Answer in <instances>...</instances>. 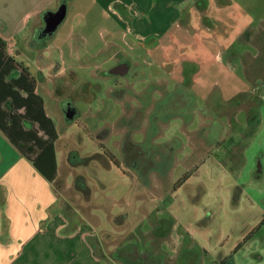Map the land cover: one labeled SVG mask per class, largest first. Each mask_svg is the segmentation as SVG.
<instances>
[{"label":"rangeland","instance_id":"obj_1","mask_svg":"<svg viewBox=\"0 0 264 264\" xmlns=\"http://www.w3.org/2000/svg\"><path fill=\"white\" fill-rule=\"evenodd\" d=\"M233 1L238 2L239 11L242 9L243 13L236 16L237 26L243 30L252 28L253 34L236 40L235 33L229 35L232 31L229 24L224 26V34L217 26V33H228L227 39L231 38L224 49L221 41L212 40V37L220 40L213 32L211 35H179L180 53L176 51V44L170 60L161 59L165 53L172 52L168 44L164 50L156 51L152 47L149 52L141 51L137 59L136 50H130L136 47L135 42L129 41L126 35H117L128 61L138 63L130 65L131 72L123 78L99 74L93 67L105 59L93 58L89 64L91 69L77 68L75 90L64 95V100H69L81 116L77 118L66 106L72 134L65 140L68 151L65 173H72L74 181L68 188H64L62 182L57 186L61 196L58 200L68 208H76L84 224L96 227L95 236L86 240L92 243L99 258L106 257L108 264H131L122 257L128 258L129 251L138 252L139 248L141 255L158 248L161 258L169 264L168 259L175 260V254L165 245L172 239L181 243L176 264H195V261L196 264H230V256L236 252L233 258L236 264L248 262L255 254L261 256L258 264H264V233L256 235L258 228L264 227V0ZM233 10L237 8L219 13L212 11L210 16L229 23L234 21ZM86 11L83 8V12ZM75 13L70 15L69 23ZM67 25L63 33H67ZM91 36V51L109 40L108 35H101L100 40ZM189 54H201L203 62L198 61L194 67L192 60L184 58ZM108 63L101 67L103 72L114 64ZM138 67L147 69L150 76L135 82L134 69ZM172 68L179 72L208 71L204 84L194 85V88L190 82L182 89L186 94L194 92L205 98L200 96L188 105L181 97L169 102L167 94L175 90L165 91L160 97L159 91H155V76L163 77L167 75L165 71ZM66 76L71 78L72 75L67 73ZM220 77H234L240 82L223 93ZM215 80H219L217 85H214ZM119 82L121 86L133 83L144 87L142 97L147 108L143 105L140 110L144 113L143 123L146 122L141 124L145 136L134 133L133 137L123 138L111 135L113 131L107 129L106 122L118 118L120 105L112 101L114 107L110 116H104L102 112L106 110L108 98L113 97L107 98L103 88L120 85ZM78 90H84L87 95L94 93L95 97L81 98ZM248 118H252V122L248 123ZM186 129L194 132L184 135ZM125 133V136L131 134ZM132 140L139 142L144 152L134 154L133 146H128ZM101 146L117 155L133 179L108 170L110 166L101 153ZM133 180L142 183L141 189ZM94 188L101 189L97 193L99 197H95ZM98 205L99 219L90 213ZM125 215L126 224L122 218ZM256 220L260 222L253 223L248 232L252 240L244 241L247 223ZM123 244L131 250L128 248L125 255L121 251L116 257V248ZM185 244H192V249L181 246ZM252 262L257 263L256 259ZM146 264L154 263L147 261Z\"/></svg>","mask_w":264,"mask_h":264},{"label":"crops","instance_id":"obj_2","mask_svg":"<svg viewBox=\"0 0 264 264\" xmlns=\"http://www.w3.org/2000/svg\"><path fill=\"white\" fill-rule=\"evenodd\" d=\"M238 5L233 0H0V38L4 42V47H0V264L109 263L106 257L99 258L92 243L86 240L95 236L98 232L96 227L84 224L76 208H68L58 200L61 196L57 186L62 182L63 187L68 188L74 181L72 173H65L68 154L65 140L71 133L66 106L77 114V118L81 113L69 100H64V95L75 90L73 82L77 79V68L87 66L91 69L89 64L92 59L102 58L105 60L93 67L100 71L99 74L123 78L130 73V65L138 63L128 61V54L119 46L117 35H126L129 41L135 42L133 46L136 47L130 50H136L137 59L141 51L149 52L152 47L156 51L164 50L167 46L172 52L165 53L161 59H172L173 46L176 50L178 45L176 51L179 53L182 47L177 40L179 35H211L213 32L220 36V40L214 37L212 40L221 41L220 46L224 49L231 39H227L228 33L222 35L226 32L224 26L229 24L228 28L232 30L229 35L235 33L236 40L254 32L252 28L243 30L240 25L237 26L239 20H236V16L243 14ZM83 8L87 11L83 12ZM232 8L237 10H233L234 21L229 23L218 16H210L212 11L219 13ZM74 12L75 18L69 23L70 15ZM66 24H69L68 31L63 33ZM232 24L235 26L232 27ZM217 26L222 34L216 32ZM90 35H95L98 40L101 35H108L109 40L96 51H91L89 45L93 36ZM184 58L192 60L194 67L198 61L203 62L201 54H189ZM108 62L114 64L110 70L103 72L101 67ZM134 70L135 82L150 76L147 69L138 67ZM208 71L193 69L191 72H179L172 68L165 71L167 75L163 77L155 76V91H159L160 97H163L165 91L175 90L167 94L169 102L172 99L178 101L181 97L191 105L202 95L194 92L186 94L182 89L190 82L194 88V85L204 84ZM67 73L72 75L71 78H67ZM220 80L223 93L232 89L237 81L240 82L234 77H220ZM218 81L215 80L214 85ZM118 86L121 84L103 88L107 98L113 97L108 98L106 110L102 112L104 116H110L114 107L112 101L120 105L118 118L106 122L110 128L107 129L113 131L111 135L123 138L133 137L134 133L145 136L142 125L146 122L143 123L144 113L140 110L143 105L147 108L142 97L144 87L133 83L127 86L123 84L120 89L116 88ZM98 88L101 87L98 85ZM83 91L78 90L81 98L95 97L94 93L87 95ZM202 97L205 98V95ZM104 116L103 120L106 119ZM248 119V123L252 122V118ZM135 124L137 126L133 128ZM129 132L130 135H124ZM191 132L194 131L186 129L184 135ZM130 145L134 154L138 155L140 150L144 152L139 142L132 140L128 143ZM108 164V170H116L118 176L133 179L122 163L121 170ZM134 183L141 189L142 183ZM99 191L94 188L95 197H99ZM99 207L94 206L90 212L98 219ZM122 218L126 224L127 215ZM259 222L247 223L245 237L249 235L253 223ZM263 233L264 227L261 226L256 235ZM180 244L172 239L165 245L175 254V260L168 259L169 264H176L179 259ZM181 246L189 250L192 244ZM128 248L124 244L116 248V257L121 251L125 255ZM139 249L138 252L129 251L128 258L122 257V260L131 264H146L147 261L167 264L158 248L145 254V258ZM236 254L230 256V264H236L233 259ZM254 257L257 261L255 264H258L261 256L256 254L248 262L245 260L244 264H254ZM219 260L222 262L223 257L220 256Z\"/></svg>","mask_w":264,"mask_h":264},{"label":"trees","instance_id":"obj_3","mask_svg":"<svg viewBox=\"0 0 264 264\" xmlns=\"http://www.w3.org/2000/svg\"><path fill=\"white\" fill-rule=\"evenodd\" d=\"M0 47H4V42L1 40V38H0ZM100 149H101L104 157L108 161V163H110L114 168L121 170V163H120L119 158H117V155H114L105 146H101ZM253 232H254V230H253ZM249 236H250V234L245 237L244 241L247 240L249 238Z\"/></svg>","mask_w":264,"mask_h":264},{"label":"flooded vegetation","instance_id":"obj_4","mask_svg":"<svg viewBox=\"0 0 264 264\" xmlns=\"http://www.w3.org/2000/svg\"><path fill=\"white\" fill-rule=\"evenodd\" d=\"M143 255H144V254H143ZM143 255H142V256H143ZM143 257H144V256H143ZM143 259H144V258H143Z\"/></svg>","mask_w":264,"mask_h":264}]
</instances>
